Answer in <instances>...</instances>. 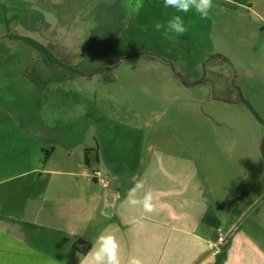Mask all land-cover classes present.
<instances>
[{
    "label": "rangeland",
    "instance_id": "rangeland-1",
    "mask_svg": "<svg viewBox=\"0 0 264 264\" xmlns=\"http://www.w3.org/2000/svg\"><path fill=\"white\" fill-rule=\"evenodd\" d=\"M153 1L156 6H146L148 0L100 5L73 28L50 18L43 21L30 8L11 10L15 33L0 41V99L20 103L0 105V114L16 108L25 115L20 126L30 134L27 151L34 167L45 166L46 157L55 168L64 164L76 171L61 173L66 183L81 194L100 195L103 203L108 189L116 197L117 189H125L158 149L185 152L198 164L210 195L217 197L214 205L224 221L258 203L245 226L256 223L260 232L264 0H213L206 19ZM173 15L183 18L188 29L183 36L155 29ZM234 82L245 99L253 100L255 113L239 114V107L225 105ZM21 113L0 120H16ZM7 155L0 146V172L19 169L16 161L3 165ZM95 169L107 186L94 179ZM114 217L98 210L94 228L79 240L83 255L105 220ZM110 231L124 240L120 251L126 253L127 233ZM186 254V249L168 251L171 262Z\"/></svg>",
    "mask_w": 264,
    "mask_h": 264
},
{
    "label": "crops",
    "instance_id": "crops-1",
    "mask_svg": "<svg viewBox=\"0 0 264 264\" xmlns=\"http://www.w3.org/2000/svg\"><path fill=\"white\" fill-rule=\"evenodd\" d=\"M119 1L0 0V3L9 10L7 18L13 9L30 8L44 20L50 18L55 24L75 27L100 5ZM240 1L246 4V0ZM3 20L0 19V32ZM2 37L0 41L4 40ZM18 103L14 99H0L2 106ZM13 112L21 113L12 108L0 116ZM21 114L16 120L11 117L0 120V146L9 158L3 165L11 161L21 165L17 170L0 172V264H83L87 253L83 255L76 247L77 242L94 228L95 215L98 210L104 212L105 199L103 203L100 195L81 194L66 183L61 173L73 175L76 171L65 169L64 164L55 168L46 157L45 166H33L32 152L27 151L30 134L20 126L26 119ZM8 144L14 145L5 146ZM167 160L173 165V172ZM135 180H143L153 191L152 213L125 203ZM117 191L115 217L105 220L100 233L117 228L127 233V252L121 254L122 264L132 256L140 258L143 264H264V228L259 232L254 228L256 223L250 227L252 230L245 226L252 208L236 219L224 221L220 207L214 205L217 197L210 195L198 164L185 152L171 154L158 149V154L142 167L137 177ZM227 223L231 224L227 227ZM69 232L74 235H68ZM222 233L225 244L221 247ZM119 242L122 246L124 240ZM170 248L172 252L176 248L186 249L187 254L180 261L171 262Z\"/></svg>",
    "mask_w": 264,
    "mask_h": 264
},
{
    "label": "clouds",
    "instance_id": "clouds-1",
    "mask_svg": "<svg viewBox=\"0 0 264 264\" xmlns=\"http://www.w3.org/2000/svg\"><path fill=\"white\" fill-rule=\"evenodd\" d=\"M56 2V0H53ZM165 9H173L176 13L194 12L202 19L208 17V13L213 6V0H161ZM139 10L137 7L136 11ZM157 31L163 30L165 36L175 34L183 36L187 27L180 15H173L166 22L155 24ZM125 203L132 208H142L144 213L155 211L154 193L145 186L143 180H135L133 186L127 191ZM72 236L74 233L69 232ZM121 245L117 237L110 232H101L92 242L91 248L87 252L86 264H122ZM126 264H143V261L136 257H129Z\"/></svg>",
    "mask_w": 264,
    "mask_h": 264
},
{
    "label": "flooded vegetation",
    "instance_id": "flooded-vegetation-1",
    "mask_svg": "<svg viewBox=\"0 0 264 264\" xmlns=\"http://www.w3.org/2000/svg\"><path fill=\"white\" fill-rule=\"evenodd\" d=\"M0 4L3 5V7L1 6L0 8L5 11L4 13L0 11V19H5V20L1 21V22H4L3 23L4 26L2 28V31L0 32V37L3 35L2 39H4V40L11 39L12 33H15L13 31V28L15 26L11 22L10 17L7 18L6 16H4L5 14L7 15V13L9 12L7 6L4 3H0ZM150 5L156 6L153 0H148V2L146 3V6H150ZM13 10H15V9H13ZM21 11H23V10H21ZM3 16H4V18H3ZM86 16H88V14ZM37 17L41 18L39 15H37ZM43 21H44V19H43ZM53 24H55V23H53ZM71 28H73V27H71ZM46 55L49 56L47 53H46ZM229 89L231 92V96H224V99H225L224 103L228 108H235L234 106L239 107V109H238L239 114H245L246 112H251V113L254 112L255 113L254 107L252 105L253 100L251 98L245 99L243 97L242 89L236 82H234L231 86H229ZM257 205H258V203L256 205H253L252 209L254 207H256Z\"/></svg>",
    "mask_w": 264,
    "mask_h": 264
},
{
    "label": "water",
    "instance_id": "water-1",
    "mask_svg": "<svg viewBox=\"0 0 264 264\" xmlns=\"http://www.w3.org/2000/svg\"><path fill=\"white\" fill-rule=\"evenodd\" d=\"M261 147L264 150V138L262 140ZM115 194V191L108 189L107 197L105 196L104 214L109 217L115 214Z\"/></svg>",
    "mask_w": 264,
    "mask_h": 264
},
{
    "label": "built area",
    "instance_id": "built-area-1",
    "mask_svg": "<svg viewBox=\"0 0 264 264\" xmlns=\"http://www.w3.org/2000/svg\"><path fill=\"white\" fill-rule=\"evenodd\" d=\"M93 176L94 178H96L97 181H99V183H101L104 186H107V181L101 176V173L99 170L94 171ZM223 244H225V238H222V236H220V246Z\"/></svg>",
    "mask_w": 264,
    "mask_h": 264
},
{
    "label": "trees",
    "instance_id": "trees-1",
    "mask_svg": "<svg viewBox=\"0 0 264 264\" xmlns=\"http://www.w3.org/2000/svg\"><path fill=\"white\" fill-rule=\"evenodd\" d=\"M1 6L3 7V5L0 4V7H1ZM0 11L3 12V13L5 12V11L2 10L1 8H0ZM4 16H6V14H5ZM4 20H5V19H4ZM78 243H79V241L77 242V246H76V247H79ZM89 249H90V246H89V247H86V252H87Z\"/></svg>",
    "mask_w": 264,
    "mask_h": 264
}]
</instances>
